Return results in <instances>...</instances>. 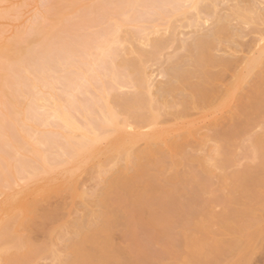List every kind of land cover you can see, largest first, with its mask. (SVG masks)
<instances>
[{"label":"bare ground","instance_id":"1","mask_svg":"<svg viewBox=\"0 0 264 264\" xmlns=\"http://www.w3.org/2000/svg\"><path fill=\"white\" fill-rule=\"evenodd\" d=\"M37 1L0 0V264L212 263L210 102L264 0Z\"/></svg>","mask_w":264,"mask_h":264},{"label":"rangeland","instance_id":"2","mask_svg":"<svg viewBox=\"0 0 264 264\" xmlns=\"http://www.w3.org/2000/svg\"><path fill=\"white\" fill-rule=\"evenodd\" d=\"M42 1L23 10L24 21L41 9ZM247 30L232 47L221 91L210 102L211 117L225 121L226 141V180L215 191L212 210L223 243L210 264H264V28ZM253 56L259 58L251 61ZM220 183L213 178L214 185ZM115 240L123 242L120 235Z\"/></svg>","mask_w":264,"mask_h":264}]
</instances>
